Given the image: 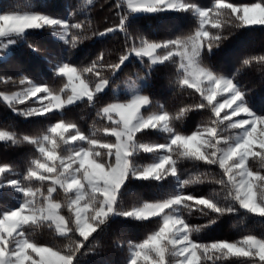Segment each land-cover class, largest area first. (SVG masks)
<instances>
[{"label":"snow or ice","instance_id":"snow-or-ice-1","mask_svg":"<svg viewBox=\"0 0 264 264\" xmlns=\"http://www.w3.org/2000/svg\"><path fill=\"white\" fill-rule=\"evenodd\" d=\"M50 8L0 0L5 63L15 62L11 46L41 52L31 39L38 33L58 37L68 52L49 61V80L29 78L19 62L14 75H0V83L19 88L0 91V103L44 123L36 135L0 129L5 145L31 149L23 170L0 163V191L16 201L0 210V264H81L116 218L143 230L117 242L126 252L123 264H264V235L235 241L209 235L230 216L240 224L249 214L264 218V102L255 104L253 89L238 79L241 69L259 66L264 86V49L243 54L232 74L212 62L230 39L264 36V0H115L108 9L114 19L101 26ZM133 14L140 17L129 19ZM140 19L153 27L145 30ZM109 37L123 39L115 58L101 48L72 59L78 46ZM136 61L140 70L121 94V73ZM156 73L191 102L174 111L156 102L141 86ZM77 104L96 109L99 126L85 132L66 119L68 106ZM190 113L205 120L186 131L181 126ZM153 133L163 134V142L145 139ZM161 182L172 190L136 194L125 205L137 183L154 192ZM194 216L204 222L194 224ZM44 229L51 241L36 238Z\"/></svg>","mask_w":264,"mask_h":264},{"label":"trees","instance_id":"trees-1","mask_svg":"<svg viewBox=\"0 0 264 264\" xmlns=\"http://www.w3.org/2000/svg\"><path fill=\"white\" fill-rule=\"evenodd\" d=\"M100 1V0H96ZM23 6L26 0H14ZM41 5L51 4L49 11L56 13L58 16H67L69 11L73 12V15H78L79 19H93L88 14L87 8L83 9L81 6V0H37ZM201 2H210V0H201ZM87 14H86V13ZM140 14H133L129 19H137ZM94 26V23H93ZM140 26L145 30H149L153 25L148 24L147 20L140 19ZM187 31V28L185 29ZM155 35H161L163 33H154ZM38 47L41 48V52L34 53L28 50L26 46H11L14 48L12 56L15 58V62L24 64L27 69L29 78L49 80L51 77V71L49 67V61L55 63L60 58H67V46L59 40L58 37H54L51 33L40 34L31 38ZM123 39L122 37L93 39L85 45L78 46L73 50L72 59L74 61H81L86 56L95 54L96 50L103 48L106 52L112 53L109 58H115V54L119 52ZM264 49V36L255 34L246 37L232 38L225 43V45L216 52V55L212 58V62L217 65L221 70L228 74L235 73L236 69L240 67L239 60L241 56L247 52L259 53ZM47 58V59H46ZM15 62L9 61L5 63L3 58L0 59V75H14L15 74ZM127 68L121 73L118 83L121 85L124 81L134 80L135 74L140 70L139 61L135 63L126 62ZM261 69L259 66L251 68L241 69L238 79L241 84L246 85L248 88L253 89V102L259 105L264 102V86L260 85ZM145 87L148 94L152 95L153 99L159 104H164L165 107L174 111L177 107L191 102V98L181 95L173 94L172 89L167 83V79L163 73H156L153 77L149 78V81L141 85ZM0 91H19L18 87L12 84L4 85L0 83ZM26 105H20L25 107ZM255 111V109H253ZM96 109L89 108L84 104H77L74 106H68V110L65 112V118L71 119L77 122L80 128L85 132L94 130L99 126V121L95 117ZM205 117L190 113L181 126L184 130L195 129V127L202 123ZM44 127L43 122H37L33 120H25L23 117L17 116L10 108L4 103H0V129H7L15 132L17 135H36ZM147 141L163 142V134H151L145 137ZM31 156V149L26 145H5L3 141H0V163H10L17 166L18 170H23L26 161ZM255 166L259 167V161H255ZM182 167L194 170L187 161H181ZM146 187L137 183L135 188L131 189L132 194L125 196V205L131 206L136 202V194L141 197L148 198L152 195H165L167 191L172 190L173 185L163 184L157 185L155 191L151 189L142 190L140 188ZM203 190L207 191L210 185L200 186ZM16 203L14 194H5L0 191V210L4 207L14 205ZM239 216H230L217 222V225L213 226L212 232L209 234L216 238H225L230 241L240 239L244 234H255L257 236L264 235V218L255 214H249L243 224L238 223ZM192 222L203 223V219L197 216L192 217ZM136 222H128L116 218L109 222L110 227L105 232L101 233L97 237L99 247L83 257L81 264H123L126 252L118 246V241L123 239H132L141 235L142 229L135 226ZM197 235H204L203 233ZM36 238L45 241H51V235L47 229L37 231Z\"/></svg>","mask_w":264,"mask_h":264},{"label":"rangeland","instance_id":"rangeland-1","mask_svg":"<svg viewBox=\"0 0 264 264\" xmlns=\"http://www.w3.org/2000/svg\"><path fill=\"white\" fill-rule=\"evenodd\" d=\"M115 3V0H100L96 1L93 0V5H89L87 3V0H81V6L83 9L87 8L88 14L93 19L94 26H101L105 22V18L107 17L109 19V22H111L114 17L112 16V13L108 11L109 7H111L112 4ZM86 13V12H85ZM87 14V13H86ZM2 59V57H0ZM132 81V80H127ZM119 91L122 93L127 91V88L124 86V83L121 84V88ZM63 195L61 194L58 199H62Z\"/></svg>","mask_w":264,"mask_h":264}]
</instances>
